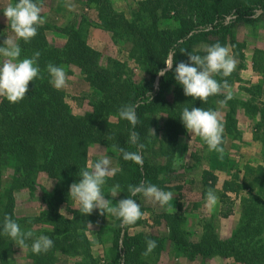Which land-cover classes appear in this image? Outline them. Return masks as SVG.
I'll return each mask as SVG.
<instances>
[{
  "label": "trees",
  "instance_id": "1",
  "mask_svg": "<svg viewBox=\"0 0 264 264\" xmlns=\"http://www.w3.org/2000/svg\"><path fill=\"white\" fill-rule=\"evenodd\" d=\"M79 1L96 13L95 22L82 19L75 28L42 24L30 43L22 40L17 43L22 49V59L31 58L37 51L40 53L37 62L40 74L29 84V91L20 103L10 104L0 99V171L2 168L11 171L10 185L0 194V224L3 217L9 215L22 230H31L37 237L47 235L54 241L47 253L37 255L31 251L29 240V247L24 248L28 264H55L58 254L73 258L72 264H150L151 254L160 252L163 240L139 233L122 236L120 229L114 231L110 255L103 260L93 257L92 243L85 235L87 217L82 216L79 209L68 210L71 218L59 213L61 204H70L69 182L79 181V170L86 167L88 147L98 144L118 155L119 170L106 184L110 187L120 185L119 200L129 195V185L142 181L169 190L161 177L174 172L177 140L187 137L180 121L183 108L216 111L217 100L222 101L226 96L221 93L201 103L184 95L172 71L165 76L157 73L173 57L177 63L187 62V53L205 55L206 48L217 42L228 47L231 56L241 62L236 70H242L244 45L237 41L232 29L239 22L251 24L264 19V0H142L132 9L130 21L122 13L113 11L111 0ZM232 17L233 21L228 23V18ZM162 20H171L175 25L161 28ZM89 27L101 29L113 39L129 38L130 57L146 78L138 83L133 80L132 73H126L125 63L110 57L102 59V55L87 43ZM47 31L63 34L66 42L61 47L51 46L46 39ZM49 63L80 70L84 81L98 93L90 104V111L82 116L72 114L64 93L49 82ZM251 68L261 74L262 81L245 89L249 96L247 101L232 98L225 104L223 139L226 136L237 138L235 114L240 108L255 121L253 141L264 148V50L253 51ZM214 78L221 82L227 79L229 85L234 84L238 71L227 78ZM127 104L139 105L136 109L139 123L135 131L145 145L142 167L123 160L117 150L120 147L136 150L127 143L131 125L118 116L119 109ZM244 172L240 184L232 181L224 184L225 192L246 194L241 199L239 222L226 238H218L212 223L207 222L200 239L191 242L185 235L186 220L182 212L154 216L155 222L164 221L169 230L168 240L189 259H198L199 264H206L213 257L232 259L238 264H264V165L254 169L248 166ZM39 174L56 181L52 191L38 188L36 178ZM202 180L207 188H213L217 178L203 171ZM13 189L37 192L45 209L35 216L16 217ZM141 196L133 198L144 212ZM223 197L224 194L221 199L226 203ZM226 206L228 210V203ZM139 223L140 220L130 226ZM147 240H154L157 247L145 256ZM14 246L19 248L14 241L0 235V264H11L8 252Z\"/></svg>",
  "mask_w": 264,
  "mask_h": 264
},
{
  "label": "clouds",
  "instance_id": "2",
  "mask_svg": "<svg viewBox=\"0 0 264 264\" xmlns=\"http://www.w3.org/2000/svg\"><path fill=\"white\" fill-rule=\"evenodd\" d=\"M69 10L72 5H68ZM41 7L34 0H18L17 3L3 9V16L6 18L11 31L15 37L25 44L38 34V27L45 21L41 17ZM22 49L14 39L6 38L0 46V56L4 57L0 63V98L6 99L10 104H18L26 97L29 91V84L39 78L40 68L38 59L40 53L37 51L31 58L21 59ZM205 55L187 53L188 61L177 63L175 57L170 63H166L157 75L165 76L172 71L174 79L183 89V93L193 100L207 103L211 96L219 95L227 91L224 100L220 101L221 106L232 99L230 85L227 79L223 82L215 79V76L229 77L236 69V59L229 54V49L219 42L208 46ZM47 72L50 76V84L61 90L66 86L67 74L63 67L52 63L47 65ZM138 104H127L119 109L118 116L121 120L127 121L132 131L129 134L127 143L135 147V151H128L123 147L118 148L125 161H131L136 165L143 166L142 152L145 147L140 142L139 134L135 131L139 118L136 109ZM219 112L211 109L205 110L201 107H185L182 110L180 121L191 135L198 136L207 145L208 150L223 153L224 127L219 119ZM154 134V130H152ZM114 175L111 168V161L107 157H101L79 170V182H73L69 186V199L79 206L82 216H90L94 210H99L100 215L110 213L116 216L123 227L135 224L143 218L144 213L140 205L133 198L142 195L145 199L165 207L173 200L171 191H164L157 185L142 181L137 185L128 186V196L120 199L114 207L109 206V201L103 194V188L109 177ZM120 193V185L112 186L111 195L117 197ZM219 197L216 192L209 188L206 193L205 207L211 208L216 205ZM171 211V209H168ZM89 226H92L90 223ZM0 235L6 236L19 248H28L27 243L31 240V251L34 254L47 253L53 246L54 241L47 235L34 236L31 230H22L21 226L9 215L3 217L0 224ZM157 244L154 240L146 241L145 256L150 254Z\"/></svg>",
  "mask_w": 264,
  "mask_h": 264
},
{
  "label": "rangeland",
  "instance_id": "3",
  "mask_svg": "<svg viewBox=\"0 0 264 264\" xmlns=\"http://www.w3.org/2000/svg\"><path fill=\"white\" fill-rule=\"evenodd\" d=\"M138 1H142V0H111V6L114 12L122 13L124 17L127 18L128 21H130L132 19L131 11ZM17 2L18 0H0V26L7 25L9 27V29H6L8 30V32L0 29V39H3V37L5 36L4 37L5 39L6 38L14 39L16 43H18L19 39L16 38L15 34L10 30V26L7 23L6 18H4L3 16V9ZM34 2H36L42 9L41 17L45 21L43 24H51L53 26L60 28L69 27V26H73L75 28L78 26V24L81 22L82 19H86L88 22L96 21V13L82 6L83 3L79 0H34ZM68 5L73 6L71 10H69ZM233 19H234L233 17L228 18L227 22L230 23L231 21H233ZM159 25L161 28H171L174 27L175 24L171 20H162L160 21ZM4 32L7 33H5L4 35ZM232 34L235 36L236 39L238 38L239 41H244V43L248 42L250 45L255 42L257 45L260 46V48L258 49L264 50V19L258 20L257 22L251 24H244L239 22L233 27ZM257 34L258 35L262 34L263 37L259 38ZM45 35H46V39L48 40V43L51 46L61 47L66 42V37L63 34L53 31H47ZM87 43L102 55V59L106 57H110L125 63L127 65L126 73L129 75L132 73L133 80H135L136 82L139 83L146 78V76L142 72H140V70L135 66L134 60L130 57L132 44L129 38L126 39L122 37L120 39L119 38L113 39L109 33L104 32L98 28L89 27L87 34ZM4 59H5L4 57L0 56V63H2ZM236 62L237 65L241 63L239 61ZM242 65H243V60H242ZM60 66L64 68L67 74V83L66 86L59 91L64 93L66 103L71 107L72 114L74 116H82L85 112L90 111L91 109L90 104L94 100H96L98 93L95 89L90 87L84 81L80 73V70L78 68L74 66H67L65 64H62ZM243 68L242 70H244ZM234 71H239V70L235 69ZM257 74L260 75L261 78L260 82H261L262 76L260 73ZM245 75H246L245 71H242V76L240 77V79H238V82L240 83L238 84V87L243 88L244 87L242 86L243 84L251 85V82L256 81L253 77H251L252 74H249L247 76ZM236 89H237L236 91L237 93L233 90L234 92L232 91L231 94L232 96L236 95L238 98L235 97L232 98L238 99L239 101H247L249 99V98L247 100H243L242 98L239 99V95H242L243 92L240 93V91H238V88ZM225 92L226 91L223 92L224 95H226ZM220 101L221 100H217V103L219 104V112L221 113L224 107L221 106ZM235 119L237 120V122H239V127L241 128L242 131L240 132V137L238 136L236 140L238 138L239 140L241 139L242 141L240 140L237 142H240L242 145H241V149H239L240 151H236V150L232 151L233 155L231 156L232 158L231 163H233V165H236L237 170L240 169L238 171H243V173L245 174L244 170L248 166L254 169L259 165H264V148L258 143V141L255 140L253 141L255 137V132H254L255 121L249 119L245 115L244 111H242L240 108L236 110ZM194 145L196 147L195 154H197V151L201 150L200 149L201 146L198 147L196 143ZM186 151L188 152L187 149ZM191 152L194 153V150H191L188 153ZM117 156L118 155L116 152L112 150H108L104 146H100L98 144H91L88 147L86 166L90 169L91 163L93 161L101 157H107L111 161V168L113 169V172L115 174L119 170V166L116 160ZM161 161L162 163L164 162V160H157V162H161ZM189 161H191V163H193L194 161L196 164L193 163L194 165L191 168H189L190 170H188V173L186 174L188 178L184 177L183 179H180L178 178L179 174L176 175L168 174L165 175V177H167V182L169 183L184 182V184H188L189 179L192 175L193 177L197 176L198 179L201 178L203 171L201 170L202 168L198 166L199 161L194 160L193 157L190 156V154H189ZM0 175H1L0 194H3L2 190L9 187L10 185L9 180L11 176V171L9 170V168H2L0 171ZM111 177H113V175ZM236 177H239V175ZM36 180H37L36 182L38 188L40 190L46 189V191L49 192L53 190L56 184L55 180H51L47 178L44 174H39ZM72 183L73 182H69L70 185ZM111 189L112 187L106 184L103 188V194L105 195L106 199L109 201V206L114 207L115 203H117L119 200V195L117 197H113L111 195ZM198 190L199 187H197V185L194 186L193 184H191L189 186L187 191V195L189 196L187 199V203H185L186 201L184 202L185 209L183 213L189 215L193 212L192 210H195L193 209V207H191V205L195 201V197H197L199 194ZM12 194L14 199L13 211H14V215L18 218L35 216L38 215L41 210L45 209V204L40 200L37 192L29 193L27 190L13 189ZM241 198H243V196ZM140 201L144 208V212H143L144 215L143 218L140 219V223H142L145 220V226L148 227L147 221L148 218L151 217L152 215L151 214L149 216L151 201L145 199L143 196L140 197ZM69 202L70 204H61L59 206V213L67 218H71V214L68 213L69 209L70 210L79 209V206L75 204L71 199L69 200ZM147 213H148V217L145 218ZM86 223L88 226V230L85 232V235L88 241L92 243L90 249L91 254L93 255V257H99L101 260L107 258L110 255L109 250L112 247L114 231H116L117 229L118 230L120 229L122 236L124 234L135 235L139 233L144 235L155 236L163 240L162 242L163 247L160 250V252L156 255L151 254L149 258L150 264H159L161 252H163V250L164 252L165 251L171 252L172 255L174 256L183 255L184 258L189 259L188 256H185L186 254H182L178 249H176L172 242H170L169 240L165 241V237H163L162 235L161 236L155 235L144 227H142L141 229V227H139L141 224L140 225L138 224L136 226L129 225L127 227H123L121 225L120 220L116 216L110 213H105V215L102 216L100 215L98 209L94 210L92 215L87 216ZM89 223L92 226H89L88 225ZM186 224L187 221H185V233H186L185 235L189 241L194 242L192 240L193 235L190 232H188L186 228ZM212 227L215 232L213 223H212ZM159 233H161V231H159ZM168 234H169V230H168ZM57 256H58L57 263L55 264H72L75 261L73 258L70 257H64L59 254ZM8 257L11 264H28V260L26 257V250L24 248H17L15 246L13 248H10L8 252ZM213 258H219V257H213ZM211 259H209L206 262V264H208V262Z\"/></svg>",
  "mask_w": 264,
  "mask_h": 264
},
{
  "label": "crops",
  "instance_id": "4",
  "mask_svg": "<svg viewBox=\"0 0 264 264\" xmlns=\"http://www.w3.org/2000/svg\"><path fill=\"white\" fill-rule=\"evenodd\" d=\"M0 29L8 32V30L6 29H9V27L7 25H4V26H0ZM7 32H4V35ZM257 36H259V38L263 37L262 34L261 35L257 34ZM4 37L3 39H0V44H1L0 46H2L3 41L5 40ZM237 41L244 45L243 67H245L243 68L244 70L238 71V79H240V77L242 76V71H245L246 74L245 76L252 74L251 77H253L256 81L251 82V85L243 84L242 86L244 87L242 88V87H238V84L240 83L237 80V82H235L234 84H230L229 90L231 92L233 90L236 92L237 91L236 88H238V91H240V93L243 92L242 95H239V99L242 98L243 100H247L249 97L246 96L247 93L245 89L259 83L261 80L260 75L257 74L256 72H253L251 68L253 51L255 49L260 48V46L257 45L255 42L252 43L251 45L248 42L244 43V41H239L238 38ZM229 54L232 55L230 50H229ZM226 92L225 94L227 95ZM232 97L238 98L236 95ZM223 107L224 109L223 111L220 110L221 111L220 113L219 104L216 102V111H218L220 114L219 119L222 124L224 123L225 114H226V110H225L226 106L223 105ZM236 130L238 131L237 137L238 136L240 137V132L242 131L241 128L239 127V122H236ZM240 140L239 138L236 140L229 136H226L223 139L224 141L223 144L221 145V147L224 150L223 153L221 154L215 151L210 152L208 150L207 145L198 136L191 135L187 132V137H179L176 145V154L173 164L174 172L172 173V175L179 174L178 178L180 179H183L184 177L188 178L186 174L188 173V170H190L189 168H191L194 164H196L194 161H193L194 164L191 163V161H189V154H190V156L193 157L194 160L199 161L198 166L202 168L201 169L202 171H208L217 178L215 186L211 189H213L216 192V195L219 197L218 202L216 203L215 206L211 208L205 207L206 193L209 188H207L203 184L202 176L201 178L198 179L197 176L193 177L192 175L189 179L188 184H184V182L169 183L167 182V177L163 176L161 177V179L167 182L165 186L168 187L169 190L166 191H171L173 193V200H171L169 204L163 208L160 207L158 204L151 202L149 216L151 214L152 215L151 217L148 218L147 221L148 227L145 226V220L142 223H139V225L141 224L139 227H141V229L142 227L147 228L149 231H151V233L155 235H159V236L162 235L163 237H165V241H168V229L165 226L164 221L159 220L158 222H155L154 216L162 213H166V214H175L179 212L183 213L185 209L184 202L186 201L185 203H187V199L189 196L187 195L188 188L191 184H193L194 186L197 185V187H199L198 190L199 194L197 197H195V201L191 205V207H193V209L195 210H192L193 212L189 215L183 213L187 221L186 228L188 232H190L193 235L192 240L196 242L200 239L203 233V225L204 223L207 222L213 223L215 228V234L217 235L218 238H226L230 236L232 230L237 225L241 217V199H242L241 197L242 196L244 197L245 193L241 191L238 192L237 194L235 192H230V191L225 192L223 188L226 181L228 182L232 181L237 184H240L242 182L243 171H238L240 169L237 170L236 165H233V163H231V159H232L231 156L233 155L232 151L234 150L240 151L239 149H241L242 144L240 142H237ZM195 143L197 144L198 147L201 146L200 147L201 150L197 151V154H195V148H196L194 145ZM186 149L188 150V152L194 150V153L192 152L188 153ZM238 175L239 177H236ZM223 194H224L223 198L226 201V203H223V200L221 199V196H223ZM227 203L229 205L228 210L226 206ZM168 209H171V211H169ZM147 217H148V213L145 218ZM159 231H161V233H159ZM159 264H199V261L198 259L191 260L184 258L183 255L174 256L172 255L171 252H166V251L164 252L163 250V252H161ZM208 264H238V263H236L232 259L213 258L208 262Z\"/></svg>",
  "mask_w": 264,
  "mask_h": 264
}]
</instances>
